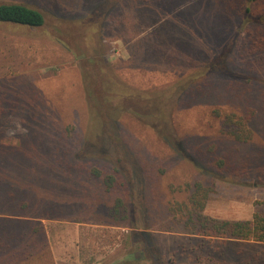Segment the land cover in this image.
<instances>
[{
	"label": "rangeland",
	"instance_id": "374dc122",
	"mask_svg": "<svg viewBox=\"0 0 264 264\" xmlns=\"http://www.w3.org/2000/svg\"><path fill=\"white\" fill-rule=\"evenodd\" d=\"M101 1L0 0V4H24L44 15V24L38 28L0 23V145L16 147L27 158L29 170L38 175V184L67 193L59 197L66 202L60 206L66 205L69 214L57 212L60 206L51 198L50 216L41 221L56 264H124L131 260L149 264L140 253L142 234L150 238L162 264L245 260L229 242L190 233L179 210L188 205L191 185L200 182L212 187L204 210L207 216L246 221L262 211L264 123H254L252 141L237 144L220 136L218 123L211 117L217 107L242 113L246 106L255 107L260 102L264 87L253 82L251 89H246L248 72L237 64L230 66L233 77L213 75L206 85L207 93L196 88L197 82L177 101V96L168 100V107L176 106L174 123L170 120L174 129L171 139L181 142L184 153L172 150L158 133L126 115L116 121L110 134L114 160H91L93 163L88 161L85 167V163L62 153L83 141L85 124L93 121L88 115L79 63H84L92 78H98L102 65L111 67L129 89L141 90L133 94L140 99L150 96L152 106L155 101L150 89L169 85L188 70L214 59L221 50L220 36L233 24L216 18L209 7L212 0H177L166 6L165 12L162 8L158 24L142 22L136 35L130 32V23L122 24L121 18L117 22L114 14L104 21L96 13ZM130 4L135 9L120 6L115 14L123 12L136 24L161 8L147 2ZM88 24L96 28L101 49L95 43L96 35L84 32L82 27ZM132 27L136 29V25ZM66 39L70 49L62 42ZM94 52L101 53V67L87 63ZM217 84L225 89L219 90ZM133 101L129 97L117 105L134 110ZM212 145H216L214 153L209 152ZM236 156L240 160L232 162ZM225 157L231 159L227 167L218 169L217 161ZM37 160L42 161L40 165ZM92 165L106 173L115 165L125 168L120 183L126 185L117 186V191L128 193L127 208L134 220L122 223L130 226H112V216L103 215L108 221L103 224L108 225L94 224L91 204L100 205L102 214L113 198L104 191L101 179L92 175ZM256 253L264 264V244L244 250L245 255Z\"/></svg>",
	"mask_w": 264,
	"mask_h": 264
},
{
	"label": "trees",
	"instance_id": "16d2710c",
	"mask_svg": "<svg viewBox=\"0 0 264 264\" xmlns=\"http://www.w3.org/2000/svg\"><path fill=\"white\" fill-rule=\"evenodd\" d=\"M131 1L135 6L147 2L148 5H159L161 8H155L154 13L148 15L147 20L142 19L136 24L132 17L126 16L123 12L119 15L115 14L120 6L125 7V10L135 9L130 4ZM176 1L102 0L96 7V13H99L104 21L114 14L113 16H117V22L121 18L122 24L130 23V32L138 35V28L143 25L142 22L158 24L162 8L165 12L166 6L170 7ZM209 7H211L216 18L219 16L222 20L233 23L229 24L225 28L223 36H220L221 50L214 59H210L199 69L188 70L186 74L169 85L150 89L149 94L153 96L151 99L155 101L152 106L149 105L150 96L140 99L141 97L133 93H140L141 90L129 89L118 78L119 75L114 69L108 66L103 67V65L101 67V62L98 59L101 53L94 52L87 61L88 65L101 67L99 68L101 71L98 78H92L89 75L90 72L83 66L84 63H79V69L83 77L84 97L88 105V115L89 119L91 118L93 121L85 124L83 141L76 142L74 149L62 151V153H67L68 157H75L77 162L81 164L85 163V167H88L87 162L91 160H114V141L111 140L110 134L117 126L116 121L126 115L158 133L172 147V150H178L181 154L184 153L181 142L171 139L170 135L173 129L170 120L174 123L176 109L175 105L168 107V100L171 97L177 96V101L183 95L182 92L185 93L186 89L197 82L196 88L207 93L206 85L214 77L213 75L233 77L234 73L230 70V66L236 64L241 70L248 72V76L244 79L246 89L248 87L251 89L253 82V85L256 83L258 86L264 87V0H212ZM142 8L143 6L138 11L141 12ZM143 15L141 13L140 17ZM0 23L38 28L44 24V15L41 11L24 4L1 3ZM135 25L136 29L132 27ZM82 28L84 32H92L96 35L94 37L95 43L98 47L101 46L96 28H93L90 24L83 25ZM62 42L70 49L67 39L66 42L64 40ZM99 48L101 49V47ZM118 89H121V91ZM218 89L224 90L225 86L220 84ZM129 97L135 100L133 101L135 104L134 110H124L123 107L117 105V102ZM215 97L218 98V96ZM118 98L120 99L118 100ZM257 104L255 107L246 106L242 113L227 112L220 107L212 109L211 117L218 123L220 136L237 144H246L252 141L254 138L252 128L254 123H264V90L260 102ZM215 150L216 145H212L209 152L214 153ZM21 155L16 147L11 148L8 145H0V264H55L47 232L41 221L50 216L47 214L52 208L49 207L51 198H55L57 200L55 201L56 206H60V204H66V202L59 196L62 194L66 196L67 193L57 191L55 188L50 189L51 185L38 184V181H40L38 175L29 170L27 158ZM230 160L229 157L218 160L216 164L218 169L226 168ZM238 160H240V157L236 156L232 159V162ZM65 161L67 160L65 159ZM41 162L37 160L36 164L40 165ZM19 169L24 173L17 172ZM133 169L136 171L137 168ZM91 170L94 177L101 179L104 191L110 193L113 198L110 207L106 208L102 214L99 211L100 205L94 206V204H91L93 207L89 210L93 216L94 224L108 225L103 223L107 221L108 216H112L113 219L111 220L115 223L110 225L117 227L130 226L131 223L129 225L122 223L123 221L134 220L133 216H129L132 210L127 208L128 193L117 191L119 190L117 186L123 188L126 185L124 181L120 183L121 173L125 172V168L115 165L112 172L106 173L100 167L92 165ZM211 188V186L203 185L200 182L191 185L187 199L188 205L184 204L179 208L183 214L181 219H183L184 226L190 229L192 234L204 238L218 239L225 243L229 242V245L235 246L240 251L238 255L244 256L245 260H236L231 264H262V257L258 253L245 255L244 250L248 247L264 244V202L261 203L262 211L255 213L250 220L228 221L213 218L204 214ZM68 209L66 205H62L56 210L65 216L69 214ZM98 213L101 215L97 216ZM102 215L107 217L106 220H103ZM142 237L144 246L140 253L143 255V259L146 258L150 261L149 264H162L156 256L157 250L153 249L151 243H149L150 238L143 234ZM124 264L139 263L131 260L126 261ZM192 264L205 263L197 260Z\"/></svg>",
	"mask_w": 264,
	"mask_h": 264
},
{
	"label": "crops",
	"instance_id": "0c3cea01",
	"mask_svg": "<svg viewBox=\"0 0 264 264\" xmlns=\"http://www.w3.org/2000/svg\"><path fill=\"white\" fill-rule=\"evenodd\" d=\"M53 253V252H52ZM54 256V255H53ZM54 260H55V258H54ZM55 264H56V261H55Z\"/></svg>",
	"mask_w": 264,
	"mask_h": 264
}]
</instances>
